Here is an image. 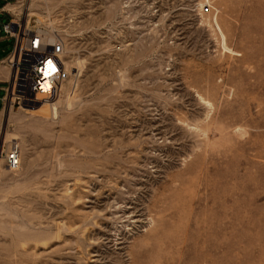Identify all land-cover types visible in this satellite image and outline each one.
<instances>
[{
  "label": "rangeland",
  "instance_id": "374dc122",
  "mask_svg": "<svg viewBox=\"0 0 264 264\" xmlns=\"http://www.w3.org/2000/svg\"><path fill=\"white\" fill-rule=\"evenodd\" d=\"M11 1L75 76L0 111V264H264V0Z\"/></svg>",
  "mask_w": 264,
  "mask_h": 264
},
{
  "label": "built area",
  "instance_id": "2783aa9c",
  "mask_svg": "<svg viewBox=\"0 0 264 264\" xmlns=\"http://www.w3.org/2000/svg\"><path fill=\"white\" fill-rule=\"evenodd\" d=\"M210 11L209 4H203L200 8L202 14ZM13 16L10 22L0 26V30L13 39L12 49L4 60L10 69V79L3 105L32 108L40 101L54 98L62 82L75 75L71 74L63 61L64 44L58 36L49 38L50 34L41 27L16 20ZM49 62L57 71L46 76ZM44 81L49 83L47 88L43 86ZM5 161L10 168L18 164L17 144H11L8 148Z\"/></svg>",
  "mask_w": 264,
  "mask_h": 264
},
{
  "label": "crops",
  "instance_id": "0c3cea01",
  "mask_svg": "<svg viewBox=\"0 0 264 264\" xmlns=\"http://www.w3.org/2000/svg\"><path fill=\"white\" fill-rule=\"evenodd\" d=\"M13 4L11 0H0V15L6 17V21L1 20L0 25L10 22L13 13ZM11 37L6 36L0 30V111L4 108L3 99L5 97V90L10 79V69L4 63L5 58L11 51L8 47V40Z\"/></svg>",
  "mask_w": 264,
  "mask_h": 264
},
{
  "label": "clouds",
  "instance_id": "9594fccd",
  "mask_svg": "<svg viewBox=\"0 0 264 264\" xmlns=\"http://www.w3.org/2000/svg\"><path fill=\"white\" fill-rule=\"evenodd\" d=\"M57 71V68L54 67L53 63L52 62H49L47 64V70L45 72V75H50L52 73H55Z\"/></svg>",
  "mask_w": 264,
  "mask_h": 264
},
{
  "label": "bare ground",
  "instance_id": "6f19581e",
  "mask_svg": "<svg viewBox=\"0 0 264 264\" xmlns=\"http://www.w3.org/2000/svg\"><path fill=\"white\" fill-rule=\"evenodd\" d=\"M48 37H49V38H54V37L51 36V35H49ZM69 71H70V70H69ZM76 74H77V73H76ZM43 86H44L45 88H47V87L49 86V83H48L47 81H44ZM51 100H52V98H51L50 100H44V101H42V102L40 101V102H38L37 104H41V103H44V102H45V104H46V103H48V102L51 101ZM37 104H36V105H37ZM36 105H35V106H36ZM26 109H28V108H26Z\"/></svg>",
  "mask_w": 264,
  "mask_h": 264
}]
</instances>
